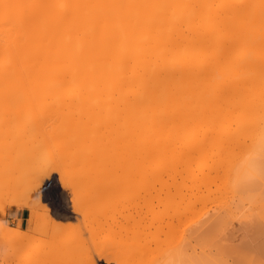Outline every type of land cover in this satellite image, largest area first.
I'll list each match as a JSON object with an SVG mask.
<instances>
[{
	"label": "bare ground",
	"instance_id": "bare-ground-1",
	"mask_svg": "<svg viewBox=\"0 0 264 264\" xmlns=\"http://www.w3.org/2000/svg\"><path fill=\"white\" fill-rule=\"evenodd\" d=\"M0 147V172H19L4 194L39 192L49 168L65 188L96 179L91 201L103 196V180L112 184L114 221L98 200L104 211L83 232L79 262L215 264L205 250L226 248L237 209L251 207L264 228V0H0ZM144 189L164 206L153 216L145 204L153 224L115 221L122 196L139 202L137 216ZM34 199L18 202L34 209L31 228L40 208L51 216ZM96 214L114 227L93 223ZM259 248L251 264H264V242ZM244 260L240 251L220 261Z\"/></svg>",
	"mask_w": 264,
	"mask_h": 264
},
{
	"label": "rangeland",
	"instance_id": "rangeland-1",
	"mask_svg": "<svg viewBox=\"0 0 264 264\" xmlns=\"http://www.w3.org/2000/svg\"><path fill=\"white\" fill-rule=\"evenodd\" d=\"M2 136H3V134H2ZM10 136L13 137L14 135L10 134L8 136V139L11 141L13 139ZM5 138H7V136H5ZM10 141H9V144L11 145L12 142H10ZM9 144L7 143V145H9ZM5 145H2L3 148L4 147H6V148L9 147V146H7V145L5 146ZM45 146L46 145H43L42 147H45ZM26 149H28V147L24 146L22 151H24ZM2 150H4V149H2ZM0 154H1V151H0ZM0 162H2V161H0ZM30 166L31 165H29V167ZM14 167H15V165H14ZM32 167L35 168L34 166H32ZM15 168L17 170V166ZM49 169H48L49 171H53V172L50 173V175H51L50 178L48 180H46V182L43 185L42 190H40L39 192H36L34 194L32 193V195L30 193L32 190L29 191L30 188L26 190V187L23 188V189L21 188V190L20 189L16 190V192L18 191L17 193L16 192L9 193L11 195L6 193L8 196L6 194H4L3 187L7 184L6 183V179L9 180L11 178H15L16 176H18L19 172H18V174H16L17 173V171H16L15 173H13V175L11 177H8V176L12 174V171L14 170V168L12 169V171L11 170L7 171L8 173L7 172H5V173L4 172L3 173L0 172V264H29V261H32L30 264H80V263L83 264L82 262H79V261L81 259V255L83 254L82 256H84L85 248L88 247L89 245L86 244V243H85L86 245H84V243H83V245L81 244V242H82L81 240L83 239L82 235H83V232H85L84 233V237L87 235L88 228L90 227V225L92 223L91 222L92 218H94L93 212L95 213V211H96L95 209H97L99 207V210H100L99 212H103L104 211V207L102 209H101V207L104 206L105 201H107L108 202L107 204L108 205L110 204V206H112V209L108 208L109 206L108 207L106 206V208L110 212V214H109L110 216L109 215H107V216L109 217V220L111 222L114 221V211H113V209L115 207L113 206L114 205V201H111L113 198L112 199L109 198L110 196L112 197L111 189L108 190L109 189V185H110V187H112V184H110L109 180H107L108 182H106V180H103V181L101 180L102 181L101 185H104V184L107 185V183H108V186L105 187V185H104L102 187V189H104V187H105L104 190H100L99 189L100 191H103V196L104 197L102 195H100V196L103 197V198H105V197L106 198L103 200V198L101 199V197H100V199H99L98 198L99 196H96L97 198H92L94 200V202H93V200L91 201V198L87 199V197H88L87 193H89V191H91L90 189H92V188L95 189V185L96 184L94 182H96L98 184V181H96V179H95V181H94V179H92V181H94V182H92V181L90 182L87 179L88 181H84L83 180L80 183H79L78 180H74V181L71 180L72 184H73L72 185L73 187L65 188L63 186V184L60 182V180H61V172L56 170V169L55 170H51V168H49ZM52 169H53V167H52ZM0 171H1V169H0ZM29 172H30L29 175H35V173L31 174V173H33L31 170ZM6 174H8V175H6ZM14 174H15V176H14ZM111 179H113V178H111ZM111 179H110V181H111ZM11 180H13V179H11ZM97 180H98V178H97ZM8 182H10V180ZM87 183H90V186ZM138 184H135V186L138 185ZM8 185H10V184H8ZM140 185H141V183H140ZM140 185H139V187H140ZM113 186H115V184ZM121 186L122 185H120V187ZM99 187H101V186H99ZM113 189H114L113 191L115 192L116 191L115 187ZM116 189H117V187H116ZM144 190L145 191H143V192H141L142 190L141 191L138 190L142 197L146 194V193L144 194V192L148 191L147 189H144ZM41 191L43 193H41ZM93 191L96 192L97 190L96 191L93 190ZM122 192H125V191H122ZM91 193H92V191H91ZM142 193H143V195H142ZM164 193H162V197H165L166 194H164ZM125 194L127 195V191H126ZM136 194H138V193H136ZM147 194L145 196H147ZM76 195H79V196L81 195L82 200H81V198L79 199V196H76ZM131 195L132 194H129V196H131ZM152 195H154L153 198H151L152 196L149 195L151 199L149 198V196H147V198L145 200L146 202L143 201L144 199H142V197L140 198V200L142 199L141 200L142 203L139 204V205L142 208H139L140 206L137 207V211L140 209L137 212V216H136V211H135L136 208H135V206L139 202H137L135 199H132V201H130V199L128 200V198H126L125 196H122L125 200H123V198H122L121 200L118 199L119 201H117L118 207H116V208L119 211L117 213L115 212V218H116L115 221L119 220V222L122 223L123 226H126V224L127 225L128 224H130V225H132V224L138 225V222L140 224V221H142L140 218L143 219L144 218V214L145 213L148 214V212H149V211L148 212L146 211L147 210L146 206L148 207L149 203L151 204V206L149 205V207L152 209V212H153L154 209H155L154 212H158L159 209L162 210L164 208V206L161 205L159 201H158L159 203H157V200L159 199L158 193L155 192ZM74 196H76L79 199V202H80L79 203V205H80V209L79 210H75L73 208L74 202H73L72 199L75 198ZM93 196H91V197H93ZM145 196H144V198H145ZM32 197L35 198L34 201L35 200L38 201V199H39V201L41 200L40 202H43L42 200L44 199V200H46V203L51 206L50 207L51 208V216H49L48 218H46V216H45L47 214L46 213L47 210L42 209V208L39 209V211H40L39 213H41L42 217H44V218H42L40 216L41 219L40 220L38 219L39 222L36 221L35 222L36 224L34 223L32 225L33 228L30 227L29 214H30V212L34 211V209L33 208H29V207L18 206V202L19 201H23V200H27V199L29 201V198H32ZM64 197L67 198L66 201H62V200L65 199ZM107 197H108L109 200L107 199ZM68 198H69V201H68ZM119 198H120V196H119ZM133 198H135V197L133 196ZM136 198H137V196H136ZM156 198H158V199L156 200ZM165 199H167V197ZM30 200H32V199H30ZM98 200L100 201L99 203H101V201H102V203H101L102 206L101 205L98 206V204H99L97 202ZM140 200L138 199V201H140ZM121 201H122V203H121ZM152 201H155V203L152 202ZM88 202H91V204L88 203ZM143 202H145L144 206H143ZM96 203H97V205H96ZM94 204H95V207H94ZM119 204H120V208L122 209L121 210L122 213H121V211L119 209ZM145 204H148V205L145 206ZM154 205H155V208L153 207ZM157 205L161 206V208L158 209ZM92 206H93V208H92ZM246 206L248 207L249 204H247ZM143 207H145V208H143ZM149 207H148V210H150ZM250 208L249 207H248V209L244 208V210L242 209V211H241V208L237 209L238 211L236 210L237 211V213H236L237 215L235 214V216L233 217L234 221L232 220L233 221V222L231 221L232 224L229 225V227H231V228H228L229 231H228V229H227V231L225 229V231H226L225 236L226 235H227V237L229 236L228 237L229 239L226 238L225 236H222V237H224L223 239H224V241L227 244V245H225V242L223 241L224 245L226 246V248L222 245L223 243L220 242L221 239H219V238L221 236H219V238H217L216 240L214 239L213 241L216 242L218 240L219 242L217 241V243H219L220 246L222 245L221 248L220 247H217V248L214 247V248H212L213 251L211 250V247H208L209 249H206V250L204 249L206 253H209V250H210L211 258H213L214 255L218 256V257H216L217 260H215V258L213 259V262L215 264H221L220 260H222V261L224 260V262H226L228 260V257L231 258L232 255L237 254V252L239 254L240 251L245 257V260L243 261L242 264H251V262H250L251 260H249V257H252V255L254 256V255L258 254V251L260 250V248H259L260 243L262 244L264 242V228L261 227V225L256 220H254L255 219V217H254L255 213H254V216H253V214L251 215V213L253 211L250 212L249 211ZM143 210H144V212L141 215ZM97 212H98V209H97L96 213ZM131 212L134 213L133 215H134V217H136V219H134L133 216L129 215V214H132ZM154 212L152 213L153 216H155ZM159 212H160V210H159ZM159 212L157 213V215H159ZM164 212H165V210H164ZM254 212H256V211H254ZM161 213H162V211H161ZM90 214H91V216H90ZM117 214H118V216H116ZM138 214H140V216ZM147 214H145V216H147ZM119 215H121V216H119ZM102 216H99L98 219H100ZM105 216H106V214H105ZM150 216H151V214L148 215V217H146L147 220L149 218V221H147L146 218L143 219V220L147 221L149 223V225H152L153 224V220H156V218H153L151 216V220H150ZM87 217H88V220H87ZM108 217H107V219L103 218V220L101 218V225H103L102 223L105 224L104 221L106 220V222L107 221L109 222L108 224H110V226L114 227V222H113V225H112L110 223V221L108 220ZM49 218H51V219H49ZM138 218H139V220H138ZM98 219H97V214H96L95 219H93L94 220L93 223H96V222L100 223V221ZM144 221H142L140 226H142V225H143V227L145 226L146 223ZM120 223L118 224V222H116V224H118L120 226V228L118 226V229L123 230L124 228H122L123 226ZM148 223L146 224V226L148 225ZM86 224H87V227H86ZM108 224L106 223L105 227H107ZM35 226L39 227V230L37 232L36 231L34 232V229L36 228ZM257 227H259L260 229H257ZM8 228H9V231L11 229L18 228L19 230H21L26 235L24 236L22 234V232L20 231L21 233H18L19 236H18V234L15 235V236L11 235L12 237L11 236H7L8 231L6 232V230ZM126 228H127V226H126ZM126 228L124 230H126V232H127ZM122 232L124 233V231H122ZM224 233L221 232L222 235ZM22 236H24V239L22 238ZM27 236H28V238L30 237V239H28ZM126 236L127 235L122 236V239L126 238V240H127L128 236L127 237ZM217 236H218V234H217ZM18 237H20V238L18 239ZM71 237L74 238V239L70 240ZM201 237L202 238L204 237V239L208 237V240H209V236H201ZM201 237H199V239H200L199 241H200L201 244L199 242L197 243V241H194V242H195L196 245L200 244L199 247H201V249H203V247L206 245L207 241H206V243L204 242V244H203L204 240H202V242H201V239H202ZM225 238H226V240H225ZM122 239L119 238L117 243L122 244V243L119 242ZM196 239L198 240V238H196ZM74 240H75V244L73 243ZM210 240H212L211 236H210ZM111 241H113V240H111ZM124 242H127V241H124ZM76 243L78 245L77 247H76ZM123 244H125V243H123ZM113 245H114V243H113ZM202 245H203V247H202ZM213 245H214V243H213ZM40 246H42V247H40ZM206 246L204 248H206ZM211 246H212V242H211ZM216 246H218V245L216 244ZM231 246L234 247L233 248L234 250H232ZM199 247H198V250L200 249ZM223 247L225 248V250H224ZM38 248H40V249L44 248V250H42L40 252V250L37 251ZM218 250H220L219 251L220 253L217 252L218 254H215L216 251H218ZM223 250H224V255L225 256L222 255ZM235 250H237L236 253H235ZM29 251H31V252H29ZM87 251H88V249L86 248V252ZM28 252H29V256H28ZM37 252H40V255L42 253L43 257L38 255L40 260L38 259V256H37L36 257L37 261H36V259L33 256V254L36 255ZM96 252L98 253V250ZM30 253L32 254L33 257L30 255ZM230 254H232V255H230ZM262 255L263 254H260V256H262ZM143 256H146V255H143ZM223 256L225 258L221 259V258H223ZM84 257H86V256H84ZM84 257H83V260L85 262ZM97 257L99 258V256H97V255L95 256L96 261L99 260L97 263L109 264V263L106 262L105 259L101 258V260H100ZM141 257L142 256L138 257L137 259H139V260L141 259L142 260ZM33 259H34L35 262H33ZM130 259H131V257H129V259L127 258V261L130 260ZM218 259H219V263H217ZM252 262L255 263V261H252ZM114 264H117V263H114ZM222 264H226V263L222 262Z\"/></svg>",
	"mask_w": 264,
	"mask_h": 264
}]
</instances>
